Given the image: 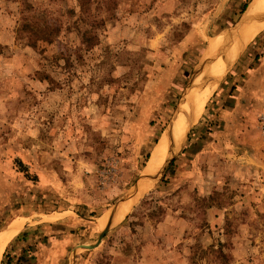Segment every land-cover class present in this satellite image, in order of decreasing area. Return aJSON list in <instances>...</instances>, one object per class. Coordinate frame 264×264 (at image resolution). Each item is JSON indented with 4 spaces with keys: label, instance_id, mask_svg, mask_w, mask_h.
Wrapping results in <instances>:
<instances>
[{
    "label": "rangeland",
    "instance_id": "rangeland-1",
    "mask_svg": "<svg viewBox=\"0 0 264 264\" xmlns=\"http://www.w3.org/2000/svg\"><path fill=\"white\" fill-rule=\"evenodd\" d=\"M251 2L0 0V234L28 217L0 264L59 239L55 264H264V27L206 71ZM199 75L211 91L130 196Z\"/></svg>",
    "mask_w": 264,
    "mask_h": 264
},
{
    "label": "bare ground",
    "instance_id": "bare-ground-1",
    "mask_svg": "<svg viewBox=\"0 0 264 264\" xmlns=\"http://www.w3.org/2000/svg\"><path fill=\"white\" fill-rule=\"evenodd\" d=\"M263 27L264 0H252L247 10L245 11L244 18L241 21L235 22L231 27L226 28L222 32L221 37L218 36L212 41L213 44L211 43V46H214L216 48L218 58L212 63L210 72L216 75V77H219L220 74L225 70V68L228 67L227 64H229L230 60L241 47L242 41H245ZM200 77V75L197 76L196 79L188 86L189 88L187 90H189V92H187L183 100L179 102L177 110L173 115L172 122L166 129L165 136L166 140L168 141V149L166 150L167 143H165V138L163 137L159 142V145L162 146L157 148V150L153 154L154 157L149 160L147 171H154L162 164V162H164L168 154L172 153L176 149L177 142L180 143V139L183 136L186 127L189 126V124H185V121L183 120H186L187 123H190L192 119H194L195 111L200 106V104L204 102L203 100L211 91L213 82L208 83L207 86L204 87L200 92H197L198 94L196 93L195 88L198 86V83L201 80ZM185 101H187V104ZM183 112L187 114L186 118H184L185 116ZM173 136L175 140L173 139ZM166 151L167 154L165 156ZM154 181L155 180L140 182L138 185V190L136 191V195H138L143 189L149 187ZM133 197L129 198L127 201L121 204L117 211V214L115 215L114 221H117L124 216ZM27 219L28 217L24 218L22 216H18L16 218H13V220L8 223L5 232L0 234V255L4 247H6V245L18 234V232L23 229ZM105 221L106 219L103 220V218H101V225H104Z\"/></svg>",
    "mask_w": 264,
    "mask_h": 264
},
{
    "label": "water",
    "instance_id": "water-1",
    "mask_svg": "<svg viewBox=\"0 0 264 264\" xmlns=\"http://www.w3.org/2000/svg\"><path fill=\"white\" fill-rule=\"evenodd\" d=\"M209 53H212V49L209 50ZM212 62H213L212 61V57H210V58L207 59V69H206V71L213 78V81H215V80L218 79V77H216V75H214V74H212L210 72ZM168 157L169 156H167L164 161L168 160ZM162 168H163V165L161 164L154 171H152V172H149L148 171L147 172L148 173L147 175L140 176L139 178H137V180L135 181V183H134V185L132 187V192L129 195L130 196H133L136 193V191L138 190V185H139L140 182H143V181L147 182L148 180L153 179L154 177H156L160 173V169H162ZM118 209H119V205H116L113 208L112 212L110 213V219H109L108 223L105 226H103L101 228V230H100V233H99V237L97 239V242L95 244H82L81 247L93 248V247H95L96 245H98L101 242V240L104 237L105 233L109 230V227L111 226L112 222L114 221V218H115V215L117 214Z\"/></svg>",
    "mask_w": 264,
    "mask_h": 264
},
{
    "label": "crops",
    "instance_id": "crops-1",
    "mask_svg": "<svg viewBox=\"0 0 264 264\" xmlns=\"http://www.w3.org/2000/svg\"><path fill=\"white\" fill-rule=\"evenodd\" d=\"M145 226L146 225L144 224L141 227L143 228ZM157 226H159V224H157ZM61 248H62V242L59 239V241L57 242L55 241L53 244L50 243L48 244V246L41 245L39 248H37V250L31 252L29 256L35 255L36 260L39 264H55L56 259L61 253Z\"/></svg>",
    "mask_w": 264,
    "mask_h": 264
},
{
    "label": "trees",
    "instance_id": "trees-1",
    "mask_svg": "<svg viewBox=\"0 0 264 264\" xmlns=\"http://www.w3.org/2000/svg\"><path fill=\"white\" fill-rule=\"evenodd\" d=\"M245 7H246V4H245ZM23 27L22 28H28V25L27 24H23L22 25ZM46 36H41V39L43 40H46V41H51V36H47V33L45 34ZM49 35V34H48ZM51 35V34H50ZM25 233V232H24ZM23 233V234H24Z\"/></svg>",
    "mask_w": 264,
    "mask_h": 264
}]
</instances>
